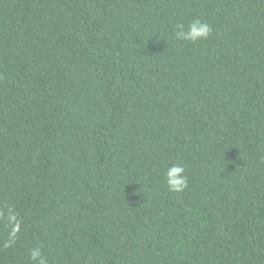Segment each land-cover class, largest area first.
Returning a JSON list of instances; mask_svg holds the SVG:
<instances>
[{
  "label": "trees",
  "instance_id": "trees-1",
  "mask_svg": "<svg viewBox=\"0 0 264 264\" xmlns=\"http://www.w3.org/2000/svg\"><path fill=\"white\" fill-rule=\"evenodd\" d=\"M37 248L264 264V0H0V264Z\"/></svg>",
  "mask_w": 264,
  "mask_h": 264
},
{
  "label": "clouds",
  "instance_id": "clouds-1",
  "mask_svg": "<svg viewBox=\"0 0 264 264\" xmlns=\"http://www.w3.org/2000/svg\"><path fill=\"white\" fill-rule=\"evenodd\" d=\"M182 27V26H181ZM211 28L207 23L199 19L193 20L187 30L178 32L177 38L196 42L201 39H206L211 33ZM185 169L180 165H173L165 173L166 183L170 191L182 192L188 186L187 177L184 175ZM31 257L38 264H46V259L41 255L40 250L33 249Z\"/></svg>",
  "mask_w": 264,
  "mask_h": 264
}]
</instances>
